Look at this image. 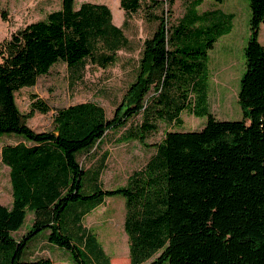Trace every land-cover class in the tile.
Listing matches in <instances>:
<instances>
[{
    "label": "trees",
    "instance_id": "1",
    "mask_svg": "<svg viewBox=\"0 0 264 264\" xmlns=\"http://www.w3.org/2000/svg\"><path fill=\"white\" fill-rule=\"evenodd\" d=\"M75 2L62 0L60 9L0 43V136H21L1 148L13 201L0 204V264H53L49 256L26 258L30 241L42 230H49V242L68 250L78 264H111L82 221L117 195L125 198L130 264H264V45L259 39L264 0H249L241 120L218 119L209 102L208 51L232 30L233 15L201 12L203 0H192L177 25L169 27L175 0H120L125 19L118 26L109 5L86 1L76 8ZM145 7L147 19L159 25L144 41L139 73L114 116L96 102H79L56 111L53 129H33L28 120L50 107L34 96L24 113L17 92L35 86L60 61L72 70L87 60L102 68L114 64L129 44L123 26ZM2 17L6 20L5 12ZM186 109L207 116L205 126L166 131L156 153L126 185L106 189L100 180L104 166L93 171L82 166V153L133 116L142 113V123L128 128L124 140L148 145L157 121L180 124ZM29 211L32 226L17 239ZM117 264L128 261L120 258Z\"/></svg>",
    "mask_w": 264,
    "mask_h": 264
},
{
    "label": "rangeland",
    "instance_id": "2",
    "mask_svg": "<svg viewBox=\"0 0 264 264\" xmlns=\"http://www.w3.org/2000/svg\"><path fill=\"white\" fill-rule=\"evenodd\" d=\"M86 1L109 5L114 23L118 26L123 25L125 14L120 8V0H76V8ZM191 1L175 0L172 7L173 13L168 22L169 27L177 25ZM239 4L241 12L233 22V33L222 36L218 43L216 41L214 47L208 51L211 87L209 102L211 111L221 120L244 118L238 94L241 88V78L246 72L245 48L249 39L245 44H241V39L243 33L250 30V19L247 20L246 17L248 10L251 12V8L249 0H239ZM61 5L62 0H0V43L9 39L13 32L23 28L26 24L45 19L49 12L60 9ZM201 6L205 9L209 4L205 3ZM170 8L168 4L165 6L168 13ZM146 11L145 7L129 16L128 22L123 26L129 44L118 51V58L114 64L102 68L87 60L85 66L72 70L65 62L60 61L51 68L48 74L40 76L35 86L25 87L17 92V103L24 113L30 110L34 96L50 107L49 112H37L28 120L33 129L36 131L53 129L56 111L79 102H96L104 107L109 118L114 116L123 96L139 73L144 41L154 34L159 25L158 21L147 19ZM153 11L161 13L158 8H154ZM2 12L6 13V20L3 19ZM153 94L154 90H151L147 100ZM193 99L192 96V102ZM142 120V113L133 116L125 126L110 130L90 152L79 156L86 170L93 171L104 166L100 177L104 188L111 189L126 185L128 177L133 172L142 169L156 153V144L162 141L166 131L201 130L207 122V116L196 117L192 111L186 109L182 113L180 124L157 121L158 130L146 137L148 145L142 144L139 140L125 141L123 137L127 129L136 128ZM18 137L21 136L18 134L0 136V204L6 206L12 205L13 190L9 167L1 160V148L6 143L19 142L21 139ZM105 155H108V158L102 164V158ZM125 216V198L117 195L107 198L104 204L94 209L82 221L83 228L97 235L100 244L110 257L111 264H117L120 258L127 260L130 264L129 239L124 228ZM33 217V212L29 211L25 224L19 232L15 233L17 239H21L30 230ZM48 233L49 230H42L32 238L30 245H35L38 252L37 249L28 250L26 258L36 259L40 256H49L54 264H78L68 250L49 242Z\"/></svg>",
    "mask_w": 264,
    "mask_h": 264
},
{
    "label": "crops",
    "instance_id": "3",
    "mask_svg": "<svg viewBox=\"0 0 264 264\" xmlns=\"http://www.w3.org/2000/svg\"><path fill=\"white\" fill-rule=\"evenodd\" d=\"M205 3H208L209 6L205 9H202L201 5H204ZM201 5L199 6V9L201 10V12L219 9L220 11L224 12L225 14L233 15L234 16L233 22L236 21V18L238 17V15L241 12L239 0H215V1L203 0ZM250 14H251V12L248 10L247 17H246L247 20L250 19ZM32 22H34V21H32ZM233 26H234V23H233ZM232 33H233V31L231 30L229 33H227V35L232 34ZM243 34L244 35L241 39V44H245L247 42V40L249 39L250 30L245 31ZM221 37L218 39V41L221 39ZM259 39H260L261 43L264 45V23L262 24L261 29H260ZM218 41H217V43H218ZM210 90H211V87H210ZM210 93H211V91H210ZM32 249H37V252H38V248L35 245L31 246L30 250H32ZM53 264H54V262H53Z\"/></svg>",
    "mask_w": 264,
    "mask_h": 264
}]
</instances>
